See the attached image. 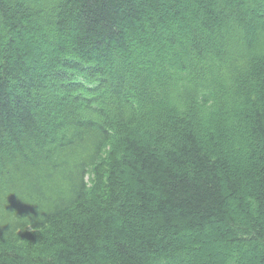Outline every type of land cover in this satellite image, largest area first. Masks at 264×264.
Returning a JSON list of instances; mask_svg holds the SVG:
<instances>
[{
	"label": "trees",
	"instance_id": "1",
	"mask_svg": "<svg viewBox=\"0 0 264 264\" xmlns=\"http://www.w3.org/2000/svg\"><path fill=\"white\" fill-rule=\"evenodd\" d=\"M246 262L264 0H0V264Z\"/></svg>",
	"mask_w": 264,
	"mask_h": 264
},
{
	"label": "rangeland",
	"instance_id": "2",
	"mask_svg": "<svg viewBox=\"0 0 264 264\" xmlns=\"http://www.w3.org/2000/svg\"><path fill=\"white\" fill-rule=\"evenodd\" d=\"M93 178V176H91V174H89V183L91 182V179ZM246 247L249 249V246L248 245H246ZM201 248H197V252H201ZM217 251L218 252H221V253H224V254H227L228 252H227V249L225 248V247H218V249H217ZM209 252V250L208 249H205L204 250V253H208ZM249 256L251 255V251H249ZM209 256V254H207L206 255V257H208ZM246 264H250L249 262H246Z\"/></svg>",
	"mask_w": 264,
	"mask_h": 264
}]
</instances>
